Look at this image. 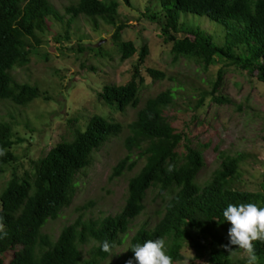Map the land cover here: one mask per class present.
<instances>
[{"label": "trees", "instance_id": "obj_1", "mask_svg": "<svg viewBox=\"0 0 264 264\" xmlns=\"http://www.w3.org/2000/svg\"><path fill=\"white\" fill-rule=\"evenodd\" d=\"M123 1L130 5V0ZM158 3L164 20L161 34L171 44L173 60H193L204 70L219 60L226 66L256 72L257 78L264 81V0H158ZM119 5V0H73L64 7L68 15L64 19L50 0H0V100L27 106L46 94L35 84L16 81L11 70L29 62L53 22L63 24V34L55 39L59 44L60 38H70L71 24L80 15L87 17L95 28L99 21L112 25V40L120 59L133 56L137 52L134 43L121 38L127 24L118 21ZM189 15L219 22L223 29L221 42L198 26H191ZM157 16L156 12L147 15L152 20ZM147 53L146 45L142 46L128 82L104 86L99 97L107 106L119 110L128 106L137 108L143 82L140 67ZM146 71L153 79L165 78V73L158 69L147 67ZM223 72V68L218 70L211 91H200L194 109L203 106L208 96L215 102L228 101L217 95ZM179 89L181 83L147 98L128 124L124 145L128 152L136 149L144 163L129 178L124 205L114 215L96 219L79 215L61 229L55 240L41 231L49 219H55L69 205L76 175L92 164L93 153L122 132L118 122L93 115L84 128L73 129L70 140L58 142L33 161L30 171L19 175L13 168L0 193V264H100L110 255L101 250L102 243L108 241L112 252L122 242L121 235L126 233L131 220L144 211V198L150 188L167 196L162 203V216L152 227L141 225L131 236L127 251L109 264H127L129 260L137 264L131 247L157 238L166 241L173 264H186L181 252L184 245L201 256L207 254L206 261L192 259L188 264H246L245 260L236 261L232 257L239 248H224L228 244L224 233L230 222L223 220L222 211L228 204L254 203L264 207V193L241 191L232 185L245 158L243 153L221 154V164L210 179L202 186L198 184L197 176L204 166L202 150L191 147L187 135L177 130L166 114ZM16 141L12 124L1 122L0 174L17 160L12 151ZM136 163V159L126 155L112 167L109 177L121 176ZM90 205H82L80 209ZM253 243L259 264H264V242ZM85 245H89L87 259L82 257L81 248ZM7 254L10 258L5 263Z\"/></svg>", "mask_w": 264, "mask_h": 264}, {"label": "rangeland", "instance_id": "obj_2", "mask_svg": "<svg viewBox=\"0 0 264 264\" xmlns=\"http://www.w3.org/2000/svg\"><path fill=\"white\" fill-rule=\"evenodd\" d=\"M70 1L73 0H50L64 19L68 18L64 7ZM119 1L118 21L124 20L127 24L121 38L134 43L137 52L133 56L120 59L112 40V25L99 21L98 28H95L87 17L80 15L71 24L70 38H60L59 44L55 39L63 34V24L53 22L42 35V44L31 53L29 62L11 70L16 81L35 84L46 94L27 106L0 100V123H11L13 140H17L12 149L17 160L0 174V193L13 168L19 175L30 171L33 161L43 157L58 142L70 140L73 129L84 128L93 115H102L122 125V132L95 151L92 164L76 175V188L69 205L42 227V233L52 240L79 215L84 219H96L114 215L122 209L128 180L144 163V158H138L136 149L128 152L124 145V138L129 133L128 124L135 119L137 109L147 98L178 83L182 89L177 91L175 103L166 114L176 129L187 135L190 146L202 150L204 166L197 176L198 184L202 186L210 179L221 164V154L243 153L245 158L232 185L237 190L264 193V81L257 78L256 72L226 66L219 60L207 70L193 60H173L171 44L166 43L161 34L164 20L159 13L158 0H130V5ZM154 12L158 13L157 19L147 17ZM187 18L191 26H198L221 42L223 29L219 22L205 16L189 15ZM144 45L148 53L140 67L143 82L139 105L124 110L107 106L99 97L104 86L122 85L131 79L138 52ZM147 67L164 72L165 78L153 79L147 73ZM220 68L224 72L217 95L228 101L219 103L208 96L203 106L194 109L200 91H211V83L216 80ZM126 155L137 160L135 167L121 176L110 178L112 167ZM166 198L164 193L150 188L144 198V211L131 220L126 233L121 235L122 242L100 264H109L124 254L131 236L141 225L152 227L162 216V203ZM89 203L87 209H80ZM224 234L228 236V230ZM88 248L89 245L81 248L83 259L88 258ZM181 252L184 262L189 258L207 260L206 253L201 256L188 245H184ZM244 256L240 249L232 257L241 261L245 260ZM9 258V254L4 256L5 263Z\"/></svg>", "mask_w": 264, "mask_h": 264}, {"label": "clouds", "instance_id": "obj_3", "mask_svg": "<svg viewBox=\"0 0 264 264\" xmlns=\"http://www.w3.org/2000/svg\"><path fill=\"white\" fill-rule=\"evenodd\" d=\"M0 155H3L2 151ZM222 216L223 220L230 222L228 244L224 248H239L245 253L246 264H259L253 242H264V207L254 203L228 204ZM131 249L137 264H173V258L167 254L166 241L162 238L134 244ZM101 250L112 255L108 241L102 243ZM127 264H133L132 260Z\"/></svg>", "mask_w": 264, "mask_h": 264}]
</instances>
